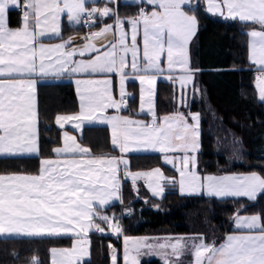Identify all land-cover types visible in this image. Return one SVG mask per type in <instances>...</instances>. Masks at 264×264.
<instances>
[{
  "label": "snow or ice",
  "instance_id": "snow-or-ice-1",
  "mask_svg": "<svg viewBox=\"0 0 264 264\" xmlns=\"http://www.w3.org/2000/svg\"><path fill=\"white\" fill-rule=\"evenodd\" d=\"M113 2L108 0V3ZM146 2L154 6L153 11H141L138 18L124 21L108 6L87 8L86 0H0V156L39 152L36 84L32 78L35 74L43 77L64 73L91 75L119 72V102L109 90L110 80H77V85L82 86L79 89L81 111L77 115L58 116L56 123L63 127L65 121H76L74 127L77 129L85 122L110 124L112 144L121 153L141 150L184 153L180 160L181 168L178 169L182 192L191 194L206 186L209 195L245 196L254 200L258 192L264 193V177L255 172L201 178L193 170L196 157L189 153H196L200 147L199 114L191 115V124L183 115L164 117L163 124L156 122L152 86L156 76L164 71L160 64L161 57L167 61L168 79H172V72L179 68L183 73L179 77L181 87L192 83L194 73L198 70L190 66L188 45L197 31L198 21L195 15H189L184 8L185 5L191 6L192 0ZM206 3L208 12L260 25L261 30L250 32L253 38L250 58L264 73V0H206ZM10 8L22 10V26L15 30L8 26ZM64 13L74 23H80L86 16L85 22L89 24L95 22L96 16H115L116 25L121 29L119 41L105 46L104 51L94 43H88L79 50L70 48L71 38L53 47L38 44V38L49 32L60 35L59 20ZM125 22L132 25L131 46L127 40L128 34L123 31ZM141 23L142 53L137 43L138 26ZM109 31H112V26L106 25L94 33L91 39L105 36ZM93 52L96 55L91 59H74ZM138 58H142L143 67ZM128 67L133 72H142L143 75L137 78L141 84H148L147 104L153 115L151 125L140 124L126 117L104 115L108 108L119 110L122 105L126 106L123 97L127 77L125 69ZM257 88L260 99L264 100V74L257 78ZM54 152L58 157L63 155L65 158L62 161L43 160L37 175L0 174V239L58 237L71 233L83 238L90 229L104 231L96 223L97 220L119 234L122 231L120 225L110 223L116 218L100 214L96 205L103 208L113 200L123 202L117 177L120 164L124 165L125 170L128 169V160L123 156L81 159L88 156L90 149L82 147L74 136H68L67 133L64 146L55 148ZM165 162L173 163L167 156ZM127 176H131L133 182L141 177L167 180L159 168L144 173L126 171L125 178ZM149 188L153 195L163 193V187L158 182L155 187L149 184ZM128 214H131V210H128ZM236 220L237 227L250 230L260 228V231L229 235L220 246L206 243L202 236L190 238V241L180 238L171 244H160V248L171 249L170 253L165 254L166 264H179L180 257L186 253L194 257L192 264H264V227L260 224V217L241 218L237 215ZM125 240L127 242V238ZM83 251V247L64 249L59 253L51 249L53 264H72V258H78ZM57 255L63 259L57 261ZM33 264H40V261L33 258Z\"/></svg>",
  "mask_w": 264,
  "mask_h": 264
},
{
  "label": "trees",
  "instance_id": "trees-1",
  "mask_svg": "<svg viewBox=\"0 0 264 264\" xmlns=\"http://www.w3.org/2000/svg\"><path fill=\"white\" fill-rule=\"evenodd\" d=\"M138 5L119 6L118 13L133 16ZM191 13L198 21V31L190 46L191 66L195 84L201 86L206 102L194 99L188 111L200 117V151L198 165L203 174H217L227 166L218 153L220 142L234 141L245 149L244 162L230 169L232 172H255L264 177V102L256 98L254 80L256 70L248 62V32L257 28L251 23H241L208 15L200 2ZM19 13L8 14L11 28L20 26ZM84 33L82 28L70 27L62 22L61 37L65 39ZM130 98L126 115L137 117V85H128ZM177 88L171 83L160 82L156 89V117L172 114L176 109ZM38 110L39 152L33 157L0 158V174L35 175L39 163L52 157V151L60 144V131L54 126V118L60 114L78 111V102L71 84H44L36 89ZM80 144L90 149L94 157H117L105 127H87L83 130ZM130 173L160 168L165 176L175 178L176 173L162 163L159 155L127 156ZM165 194L159 200L149 196L140 184L132 192L128 183L121 189L122 203L107 211L118 221L120 207L131 210L123 221L125 236H202L206 243L219 245L227 234L233 232L232 219L237 213L257 215L264 227V193L254 201L246 199H216L204 196H182L176 185L165 186ZM99 221V220H97ZM89 258L82 264H121L120 238L109 235L88 236ZM71 244L67 237L49 238H2L0 239V264H50V250L65 248ZM116 250V258L109 250ZM187 254V253H186ZM188 256V255H186ZM142 264H159L157 261Z\"/></svg>",
  "mask_w": 264,
  "mask_h": 264
},
{
  "label": "crops",
  "instance_id": "crops-1",
  "mask_svg": "<svg viewBox=\"0 0 264 264\" xmlns=\"http://www.w3.org/2000/svg\"><path fill=\"white\" fill-rule=\"evenodd\" d=\"M196 2H200L202 4V7L204 9V11L210 15V16H214V17H220V18H225V16H221L219 13H212V12H208L207 9V3L206 0H192V6L190 8L191 9L195 6ZM130 6V5H138V11L135 15L133 16H123L120 15L118 13V7L119 6ZM87 8L91 9L93 7L95 8H103L104 6H108L110 8H112L116 13H118L119 18L121 20L124 21H128L132 18H138V16L140 15L141 11L144 12H148L150 13L151 11L154 10V6L152 5L151 7L148 5V3L146 2V0H143V3L141 2V0H114L113 3H108V0H86V5ZM140 9V11H139ZM15 11L17 13H19L20 15V26L18 28H20L21 25V20H22V10L19 8H10L9 12ZM8 12V14H9ZM228 20H233V21H238L241 23H251L254 25H257V28L252 29L248 32V50H247V57H248V62L249 64L252 66V68H254L258 73V70L256 68L255 65H253V63L251 62V58H250V52H251V41H252V37L250 36V32L253 30H261L260 25L253 23L251 21H240L238 18L236 19H231V18H226ZM65 21L70 27H75V28H82L81 26V22L80 23H74L71 22L68 19V14L64 13L60 20H59V25H60V35H56L54 33L49 32L47 35L43 36V37H39L38 38V44L42 43L45 47H53L57 44H61L64 43L65 41H67L69 38L72 39V44L70 45V48L74 47L77 50L83 48L86 44L88 43H94L96 45L97 48H99L101 51L106 50L105 46L110 45L112 43H117L119 41V37H120V31L121 29L119 27H117L116 25V17L115 16H109V17H101V16H96V23L93 29V34L101 31L106 25L107 26H112V31H109L105 36L102 37H98L95 40H92L91 37L89 39H85L84 37V33L81 35H73V36H69L65 39H60L61 37V27H62V22ZM9 26V23H8ZM10 27V26H9ZM11 28V27H10ZM18 28H12V29H18ZM83 29V28H82ZM123 31H125L128 35H127V40L129 42V46L130 45V40H131V33H132V25L130 23L125 22L124 27H123ZM198 31V30H197ZM137 43L138 46L141 49V53H142V49H143V25L142 23L138 26V33H137ZM38 46V45H37ZM118 55L120 54L119 52L117 53ZM96 55L95 52L91 53L90 55H86L85 57H75L74 59H84V60H88L91 59L92 57H94ZM128 60L129 62L131 61V53H129L128 55ZM138 62L140 63V66L143 67V60L142 58H138ZM161 67L164 69V71L156 76V81L155 84L152 86L153 90H154V96H153V101H154V107H153V111L155 113V118H156V122L163 124V118L164 117H173V116H178V115H183L185 117V119L187 120V122L189 124L193 123L192 119H191V115L192 114H197V113H191L188 111V106L189 104L194 100V99H198L201 100L203 102H206V95H205V91L204 89L195 84L194 80L192 81V83L185 85L184 87H181L180 84V80L179 77L183 74L181 72V70L179 68L174 69V71L172 72V79H168L169 76V70L167 68V61L166 59H164L163 57H161V61H160ZM190 66H191V60H190ZM192 68V67H191ZM125 72L127 73V77L125 79L124 82V97L123 99L126 101V106H121V108L119 110L114 109V108H108L106 109V111L104 112L105 116L108 117H112V116H117V117H126L129 119H132L134 121L139 122L140 124H144V125H151L153 122V115L152 112L149 111V106L147 104V92L146 89L148 88V84L144 83L141 84L140 80L137 78L140 75H143L142 72H133L131 70L130 67L125 69ZM197 71H195L196 73ZM194 73V74H195ZM260 76V75H259ZM35 80V101H36V89L38 85H44V84H71L73 86L75 95H76V99L78 102V111L76 113L73 114H60L57 115L54 118V126L60 131V144L57 147H63L64 146V142H65V133H67L68 136H74L76 138V142L78 144H80L79 140L82 136L83 130L87 127H105L108 130L109 136H110V143L113 149H115L118 152V156L116 158H119L121 156H123L125 159L127 156L130 155H159L161 157V160L164 157H174V158H181L183 157L184 153L181 152H176V153H161L158 151H152V150H141V151H130L128 153H121L118 149V147H115L112 144V128L110 124H102V123H88L85 122L81 125L80 129H77L74 127V124H76V121H65L63 122V127H61L60 125H58L56 123V118L58 116L61 115H77L80 113L81 111V101H80V92L79 89L82 86H78L76 81L77 80H93V81H103V80H110V92L113 96V98L119 102L121 99V94H120V75L119 72H115V73H106V74H98V73H94L91 75H86V74H70V73H64L60 76H53V75H48V76H39L38 74H35L32 77ZM160 82H167V83H171L172 85H174L177 88V97H176V105H177V109L170 115L167 116H162L160 118L156 117V89H157V85ZM130 83H134L137 85V89H138V94H137V106H136V110H135V115L137 117H132L129 115L124 114L123 112L127 109V101L130 98V94L128 93V85ZM255 89V88H254ZM256 98H257V93H256ZM258 100V98H257ZM259 101V100H258ZM260 102V101H259ZM264 102V101H263ZM143 104V109L141 108V105ZM199 124H200V117H199ZM133 127H135V125H133ZM198 131L200 133V130L198 128ZM176 143H180V141H175ZM199 145H200V135H199ZM81 145V144H80ZM82 147H85L83 145H81ZM55 147V148H57ZM54 148V149H55ZM87 148V147H86ZM54 149L52 151V157L48 158L50 160H57V161H62L65 157L62 156H57L54 152ZM218 153H220L221 156L224 157L225 162L227 164L226 168L224 170H222V172H219L217 174H209V175H213V176H225V175H248L250 173H241V172H232L230 171L229 168L235 166V165H239L242 164L244 161V156H245V149L243 148V146L238 143V142H234V141H225V142H220L218 144ZM200 151V147L199 150L196 153H189V155H195L196 157V167H198V173L203 175V173H201L200 169H199V165H198V158L197 155ZM38 154V153H37ZM37 154H28V155H21V156H0V158H5V157H33L36 156ZM70 155V154H69ZM90 157H94L92 156L91 152H89L88 156H84V157H80L81 159H87ZM103 158H111V157H103ZM45 160V159H43ZM40 161L39 166L41 168L42 166V161ZM119 170L122 174L123 177V172H125L126 170L124 169V165L120 164L119 165ZM148 171V170H147ZM40 172V170H39ZM39 174V173H37ZM36 175V174H35ZM204 175H208V174H204ZM131 178V176H130ZM169 178V177H167ZM175 181H173V183L176 185V190H177V183H176V179L172 178ZM141 183V185H143L145 188V184L146 181L143 177L138 179ZM122 185V182H121ZM166 186V185H165ZM168 186V185H167ZM122 189V187H121ZM147 190V189H146ZM148 192V190H147ZM149 194V192H148ZM165 194V193H164ZM150 196V194H149ZM152 197V196H150ZM153 198V197H152ZM246 198V197H245ZM156 199V198H154ZM249 199V198H248ZM159 200V199H157ZM248 201H254V200H248ZM237 215H239L241 218H243L242 216H249V215H242V214H235L233 216L232 219V229L233 232L230 234H227L223 241L216 246H220L223 243H225L227 236L229 235H241V234H248L249 232H255L258 233L260 231V228H256V229H248V228H240V227H235L234 224L237 223L236 217ZM257 216V215H255ZM180 237V236H178ZM185 239L187 238H194L193 236H181ZM6 238V237H5ZM9 238H13V237H9ZM16 238V237H15ZM17 238H22V237H17ZM188 255V256H186ZM183 256H181L182 258ZM184 261H180L179 260V264H191L192 262V255L190 254H184Z\"/></svg>",
  "mask_w": 264,
  "mask_h": 264
},
{
  "label": "rangeland",
  "instance_id": "rangeland-1",
  "mask_svg": "<svg viewBox=\"0 0 264 264\" xmlns=\"http://www.w3.org/2000/svg\"><path fill=\"white\" fill-rule=\"evenodd\" d=\"M150 7L152 5L148 4ZM192 6V4H191ZM191 6L189 5H185L184 8H185V11L189 14V15H193L190 11V8ZM140 16V15H139ZM138 16V17H139ZM197 30H198V27H197ZM197 34V31L195 33V35L191 38V41L188 45V52H189V56H190V60H191V53H190V46L192 44V42L194 41L195 39V36ZM253 40V39H252ZM252 43V41H251ZM255 65V64H253ZM256 68L258 70H260L259 66L258 65H255ZM192 67V66H191ZM193 69V67H192ZM258 74L261 76L262 73L261 71H258ZM257 78L255 76V80H254V88H255V91L257 93V98L260 102H263L264 100H261L260 99V95H259V90L257 88ZM194 79H195V76H194ZM195 82V80H194ZM33 154H37V153H33ZM193 154V153H192ZM25 155H28V154H25ZM169 159H172L173 163H166L165 162V157L162 159V163L167 166L168 168H170L171 170H173L175 173H176V183H177V192L182 195V196H204V197H211V198H216V199H246V200H250L248 199V197L245 198V196H239V197H235V196H215V195H209L207 193V188L206 186L205 187H202L199 191L197 192H193L191 194H189L187 191L185 192H182L181 191V188H180V185H179V180H180V173H179V170L181 168V163H180V158H174V157H168ZM175 165V166H174ZM157 168H154V169H151V170H148V171H142V172H139V173H144V172H152L153 170H155ZM160 169V168H159ZM39 170H40V166H39V169H38V172L39 173ZM201 178L203 177H206V176H213V175H201L198 173V167L195 166V168L193 169ZM160 171L163 173V171L160 169ZM128 172V171H127ZM123 177H122V174L119 170L118 172V180L120 182V186L122 187V185L124 183H128V186L130 188V183L133 182L132 179L130 178V176H127V178H125L126 176V171L123 172ZM251 174V173H250ZM37 175V174H36ZM259 175V174H258ZM163 176L167 178V176H165V174L163 173ZM145 181H146V189L148 190L150 196H152L153 198H156V199H161L164 195V193L166 192L165 190V185H168V186H171L173 185V181H175L174 179L172 178H167V180H159V181H156L155 177L151 178V179H146L144 178ZM121 182H122V185H121ZM135 182H138L139 185H137V187H135V191H132L131 188L130 190L132 192H137L138 189H139V186H140V181L137 179ZM159 183L162 187H163V193L162 195H153V192L152 190L149 188V184H152L153 187H155V184L156 183ZM206 184V182H205ZM261 192H258L256 197L258 195H260ZM256 199V198H255ZM254 199V200H255ZM115 204H121V201L120 200H113L109 205L101 208L100 205H96V207L100 210V214H103V215H107L109 217H113L114 214L113 213H109L107 210L112 207L113 205ZM121 210H126V209H123L122 207H120V211ZM120 213V212H119ZM252 216H255V215H249V216H242L243 218L245 217H252ZM96 223H98L100 225L101 228L104 229L103 232H100V235H109V234H112L114 239H118V237L120 238V244H121V264H142V262H151V261H157L159 264H166V257H165V254L166 253H170L171 252V249L170 247L168 248H160L158 245L160 244H171L173 242H175V240L177 239H180V238H183V237H178V236H170V235H152V236H125L123 234V229L122 231L118 234L116 233L111 227H109L108 225L104 224L102 221H96ZM110 223H118V221H110ZM260 224H261V221H260ZM237 223L234 224L235 227ZM262 226V224H261ZM240 228H245V227H240ZM95 229H90L88 232H87V235L86 236H83V238L81 237H77L75 235V233H71V234H64V235H61V236H58V237H67V238H70L71 239V244L68 246V247H65V248H53V249H56L58 251V253L64 249H80L81 247H83L84 251L83 253L79 254L78 255V258L77 257H73L72 258V264H82L84 261H86L88 258H89V243H88V236L91 234V233H94L95 234ZM5 238V237H4ZM6 238H9V237H6ZM15 238V237H13ZM17 238V237H16ZM22 238H26V237H22ZM43 238H49V237H43ZM125 238H127V242L125 240ZM189 241H190V238H187ZM148 245H151L152 247L149 248ZM114 252V257L116 258V250L114 248H111ZM169 259H171V257H168ZM55 259L57 261H60L63 259V257L57 255L55 257ZM193 259L194 257L192 256V262H193ZM184 255L183 257L181 258L180 257V261H184ZM191 262V264H192ZM50 264H53V256L51 254V250H50Z\"/></svg>",
  "mask_w": 264,
  "mask_h": 264
},
{
  "label": "built area",
  "instance_id": "built-area-1",
  "mask_svg": "<svg viewBox=\"0 0 264 264\" xmlns=\"http://www.w3.org/2000/svg\"><path fill=\"white\" fill-rule=\"evenodd\" d=\"M139 11H140V9H139ZM86 20H87V17H86V16L82 18V20H81V26H82V28H83V30H84V37H85V38H86V37H87V38H90V37L92 36V34H93V29H94V26H95V23H96V17L94 18L95 22H94V23H91V24L86 23V22H85ZM255 76H256V77H259V74L256 73ZM125 102H126V101H125ZM122 106H123V105H122ZM137 185H139L138 182H131V183H130V188H131V190H132V191H135V190H136L135 187H137ZM129 216H130V215L128 214V210H121V211H120V213H119V215H118V224L120 225V227H121L122 229H123V221H124V219L127 218V217H129ZM95 234H96V235H99L100 232L96 231ZM109 236H110V237H113L112 234H109ZM109 255H110L111 258H113V256H114V252H113L112 249L109 250Z\"/></svg>",
  "mask_w": 264,
  "mask_h": 264
}]
</instances>
